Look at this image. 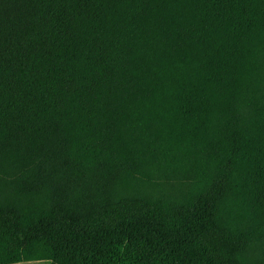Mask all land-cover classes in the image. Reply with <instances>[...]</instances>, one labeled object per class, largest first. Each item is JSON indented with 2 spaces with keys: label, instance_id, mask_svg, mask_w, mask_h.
<instances>
[{
  "label": "trees",
  "instance_id": "obj_1",
  "mask_svg": "<svg viewBox=\"0 0 264 264\" xmlns=\"http://www.w3.org/2000/svg\"><path fill=\"white\" fill-rule=\"evenodd\" d=\"M264 264V0H0V264Z\"/></svg>",
  "mask_w": 264,
  "mask_h": 264
},
{
  "label": "rangeland",
  "instance_id": "obj_2",
  "mask_svg": "<svg viewBox=\"0 0 264 264\" xmlns=\"http://www.w3.org/2000/svg\"><path fill=\"white\" fill-rule=\"evenodd\" d=\"M17 264H47L45 261H28V262H22Z\"/></svg>",
  "mask_w": 264,
  "mask_h": 264
}]
</instances>
